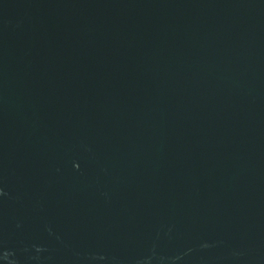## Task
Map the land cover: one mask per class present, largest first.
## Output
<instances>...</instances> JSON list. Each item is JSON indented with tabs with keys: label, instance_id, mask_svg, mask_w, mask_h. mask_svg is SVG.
Listing matches in <instances>:
<instances>
[{
	"label": "water",
	"instance_id": "obj_1",
	"mask_svg": "<svg viewBox=\"0 0 264 264\" xmlns=\"http://www.w3.org/2000/svg\"><path fill=\"white\" fill-rule=\"evenodd\" d=\"M0 264H264V0H0Z\"/></svg>",
	"mask_w": 264,
	"mask_h": 264
}]
</instances>
